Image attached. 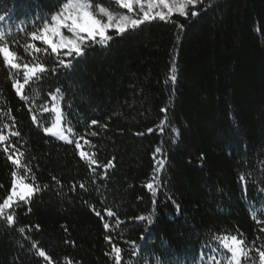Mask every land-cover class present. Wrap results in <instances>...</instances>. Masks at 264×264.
<instances>
[{"label": "trees", "instance_id": "trees-1", "mask_svg": "<svg viewBox=\"0 0 264 264\" xmlns=\"http://www.w3.org/2000/svg\"><path fill=\"white\" fill-rule=\"evenodd\" d=\"M63 2L0 0V15L22 24L7 36L19 63L58 67L50 49L24 48L46 47L28 36L41 24L31 22ZM92 2L119 10L113 0ZM192 10L200 15L145 23L70 69L48 71L26 85L28 100L13 87L22 70L0 55V202L14 170L40 187L16 207L14 226L0 220V264H115L114 247L121 264H211L225 258L209 252L214 238L231 235L264 251V0H202ZM57 88L65 125L88 159L43 131L54 121L45 109ZM93 156L101 167L89 164ZM148 183L159 185L155 195ZM250 256L259 264L258 253Z\"/></svg>", "mask_w": 264, "mask_h": 264}, {"label": "snow or ice", "instance_id": "snow-or-ice-1", "mask_svg": "<svg viewBox=\"0 0 264 264\" xmlns=\"http://www.w3.org/2000/svg\"><path fill=\"white\" fill-rule=\"evenodd\" d=\"M113 2L128 9L129 13L133 14L125 15L115 13L103 5L94 4L92 0H64V2L60 4L59 10L52 13L50 17H45L42 21L40 17H37L36 20L31 22L33 27H35L37 23H42V27L28 33V36L33 41H41L46 47L41 49L32 43L25 46L24 51L27 53L28 49L31 48L34 49V53L43 51L44 54L47 55L50 48L51 53L56 54L58 65V67L52 69H48L42 62L33 63L32 65L16 62L17 54L10 50L7 41V36L10 35L12 27L10 24H5L9 16L0 15V55L3 57L4 64L10 67V69L16 70L17 75H19L22 70L23 82L21 83L20 79H16L13 84L16 92L18 94L21 93V90L24 89L26 85H29L34 79L40 80L48 71L56 73L59 68H72L74 62L83 59L97 46L108 48L111 46L110 42L116 37H121L126 33L136 31L145 23L157 19L161 21H171L173 15L176 14L185 18L189 16L197 17L200 13L195 10L189 12V7L195 9L198 4L202 3V0H113ZM134 6H139V14H134ZM17 27L18 30L23 31V28ZM177 27L183 29L184 25L178 24ZM110 31H114L115 35H110ZM65 57L67 59H65ZM11 75L12 73L10 72V76ZM170 79L175 81V74H173ZM60 91L59 88L55 90L56 95L53 96V100L57 98ZM22 99L28 100L29 97L24 95ZM45 111H47V109H45ZM32 120L38 123V118L35 115L32 117ZM60 123L61 116L58 113L56 122L52 124L51 127H44L43 131L61 140H66L68 143H75V147L80 149L81 144L79 140H70L69 137L65 135V132L71 133L72 129L70 127L62 129ZM97 123V121H91L92 125H96ZM148 131L151 132L152 129H148ZM12 135L18 136L19 132H14ZM5 139V136L0 134V141H5ZM155 152L160 153L161 148L157 147ZM80 156L88 159L87 154L83 151L80 152ZM8 158L11 159L10 156ZM12 163L18 165L20 162L18 160H12ZM110 163L111 161H109V164ZM89 164L101 167L98 165L94 156L89 160ZM102 167H104L105 170L107 169V165ZM163 168L164 161L160 160L154 172L158 173ZM31 171V168L26 169L27 173H31ZM93 171H95V169H93ZM18 173L19 169L12 171L11 190L6 198L0 202V220L5 222L8 226H14L16 223L14 214L16 207L29 201L35 192L40 191L39 186H34L32 183H25V177L19 176ZM32 179L34 180L35 177H32ZM52 179L56 180V177H52ZM241 180H244L243 174L241 175ZM158 186L159 185L154 187L153 183H148L146 185L153 195H155ZM0 187H3V185H0ZM84 187L85 185L81 183L80 188L83 189ZM73 188H75V185H73ZM153 203H155V201H153ZM257 212H264V208L257 210ZM106 214L108 217L116 216V213L111 210H108ZM96 215L100 216V213L97 212ZM101 218L103 219V217ZM137 219L141 221L146 219L149 225L154 222L151 216L147 218L140 216L137 217ZM122 223L123 222L117 218L116 224L120 225ZM103 227L107 230L110 226L105 222ZM18 231L24 233L25 228L20 227ZM106 239L110 240L111 238L106 237ZM214 239L219 242L218 247H209V252L215 254L223 250L225 258L222 260L213 258L211 264H242V259L252 260V264H255V260L250 256L253 250L258 253L259 264H264V251L260 248H248L246 241L244 239H239L237 235H231L230 237L217 236ZM132 243L134 244L135 242ZM32 247L34 249L38 248V244L33 243ZM261 247H264V245ZM113 251L115 253V264H121V249L119 247H114ZM36 254L41 258L45 257V251L42 249Z\"/></svg>", "mask_w": 264, "mask_h": 264}, {"label": "rangeland", "instance_id": "rangeland-1", "mask_svg": "<svg viewBox=\"0 0 264 264\" xmlns=\"http://www.w3.org/2000/svg\"><path fill=\"white\" fill-rule=\"evenodd\" d=\"M116 5H117V7H119V10H117V11L111 10V11H113L115 13L125 14V15L133 14V13H129V10L128 9L123 8L122 6H119L117 3H116ZM139 12H140L139 6H134V14H139ZM5 24L6 25L10 24L12 27H13V25H17V26H19V25L21 26L22 25L21 23H19L17 21H14V19L13 20L12 19H8L5 22ZM12 27H11V29H12ZM41 27H42V23L39 25V28H41ZM39 28L37 26L36 30L39 29ZM65 34H67V33H65ZM10 50H11V48H10ZM65 59H67V58L65 57ZM16 62H18V61H16ZM22 82L23 81H21V83ZM24 95H25V88L21 90V93H19V96L20 97H22ZM54 95H56V93L52 94V101H51V103L49 104V106L46 109H47V111H51L54 114V121H53L52 124H54L56 122V117H57V114L59 113L60 116H61L60 126H61L62 129H67V128H69V126L65 125V118H64L63 107H62V96L61 95H58L57 98L55 100H53V96ZM52 124L50 126H47V127H51ZM48 135H51V134H48ZM65 135L68 136L70 140H73V141L79 140L80 141V144H81V148L79 149V151L80 152L83 151L84 153L87 154V157H88V152L83 148L84 147L83 139L77 137L76 134H75V132L73 130H72L71 133L65 132ZM51 136H53V135H51ZM53 137L59 139L56 136H53ZM59 140L62 141V142L68 143L66 140H61V139H59ZM25 183H27V182H25ZM45 258H49L46 253H45Z\"/></svg>", "mask_w": 264, "mask_h": 264}]
</instances>
